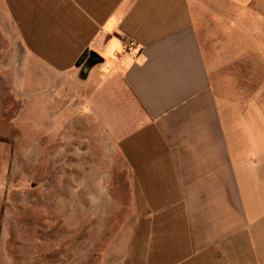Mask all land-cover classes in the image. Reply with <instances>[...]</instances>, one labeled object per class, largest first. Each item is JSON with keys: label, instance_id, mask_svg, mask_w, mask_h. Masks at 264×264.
I'll return each instance as SVG.
<instances>
[{"label": "crops", "instance_id": "1", "mask_svg": "<svg viewBox=\"0 0 264 264\" xmlns=\"http://www.w3.org/2000/svg\"><path fill=\"white\" fill-rule=\"evenodd\" d=\"M0 51L105 140L133 210L114 264H264V0H0Z\"/></svg>", "mask_w": 264, "mask_h": 264}, {"label": "rangeland", "instance_id": "2", "mask_svg": "<svg viewBox=\"0 0 264 264\" xmlns=\"http://www.w3.org/2000/svg\"><path fill=\"white\" fill-rule=\"evenodd\" d=\"M28 92L0 74V264H114L133 223L121 172L89 123L60 117L57 93Z\"/></svg>", "mask_w": 264, "mask_h": 264}, {"label": "trees", "instance_id": "3", "mask_svg": "<svg viewBox=\"0 0 264 264\" xmlns=\"http://www.w3.org/2000/svg\"><path fill=\"white\" fill-rule=\"evenodd\" d=\"M101 61V58L93 53V52H89V53H84L82 55V57L78 60L77 64L78 65H87L88 67L93 66L94 64H97Z\"/></svg>", "mask_w": 264, "mask_h": 264}, {"label": "water", "instance_id": "4", "mask_svg": "<svg viewBox=\"0 0 264 264\" xmlns=\"http://www.w3.org/2000/svg\"><path fill=\"white\" fill-rule=\"evenodd\" d=\"M89 69H90V67H88L87 65H84L82 67L81 73H80L81 78H84L86 76V73L88 72Z\"/></svg>", "mask_w": 264, "mask_h": 264}]
</instances>
